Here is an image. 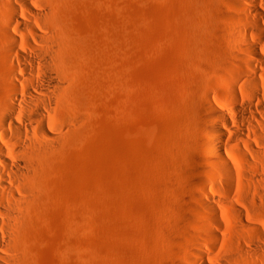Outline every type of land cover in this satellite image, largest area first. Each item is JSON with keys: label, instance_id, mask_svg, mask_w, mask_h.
<instances>
[{"label": "rangeland", "instance_id": "1", "mask_svg": "<svg viewBox=\"0 0 264 264\" xmlns=\"http://www.w3.org/2000/svg\"><path fill=\"white\" fill-rule=\"evenodd\" d=\"M44 6L71 84L53 116L70 132L27 187L36 199L0 264H179L189 250L188 196L208 155L197 138L200 97L228 112L219 125L229 136L221 75L244 71L227 35L244 25L228 0Z\"/></svg>", "mask_w": 264, "mask_h": 264}, {"label": "bare ground", "instance_id": "2", "mask_svg": "<svg viewBox=\"0 0 264 264\" xmlns=\"http://www.w3.org/2000/svg\"><path fill=\"white\" fill-rule=\"evenodd\" d=\"M44 1L0 0L1 251L36 199L27 187L70 132L53 116L71 84L64 45ZM228 3L233 20L244 25L227 31L234 43L230 54L244 71L221 75L222 105L233 116L229 136L219 125L230 120L228 112L200 97L205 126L197 138L208 155L188 196L189 250L179 264H264V0ZM225 139L231 145H223Z\"/></svg>", "mask_w": 264, "mask_h": 264}]
</instances>
